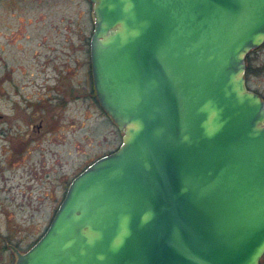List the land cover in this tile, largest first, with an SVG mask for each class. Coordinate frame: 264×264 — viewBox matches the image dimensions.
Wrapping results in <instances>:
<instances>
[{
    "label": "water",
    "instance_id": "1",
    "mask_svg": "<svg viewBox=\"0 0 264 264\" xmlns=\"http://www.w3.org/2000/svg\"><path fill=\"white\" fill-rule=\"evenodd\" d=\"M89 1L92 84L120 143L15 264H258L264 99L245 58L264 0Z\"/></svg>",
    "mask_w": 264,
    "mask_h": 264
},
{
    "label": "rangeland",
    "instance_id": "2",
    "mask_svg": "<svg viewBox=\"0 0 264 264\" xmlns=\"http://www.w3.org/2000/svg\"><path fill=\"white\" fill-rule=\"evenodd\" d=\"M92 30L89 0H0V231L26 236L22 249L45 231L70 180L120 143L89 96ZM249 58L247 86L264 97V43ZM70 83L80 97L61 104ZM45 115L43 132L14 149Z\"/></svg>",
    "mask_w": 264,
    "mask_h": 264
},
{
    "label": "flooded vegetation",
    "instance_id": "3",
    "mask_svg": "<svg viewBox=\"0 0 264 264\" xmlns=\"http://www.w3.org/2000/svg\"><path fill=\"white\" fill-rule=\"evenodd\" d=\"M254 50H256V48L253 49V50H251L250 53L253 52ZM87 55H88L89 61L86 62V65H88V66H86V73L91 75L89 48H88ZM76 71H77V68L73 72H76ZM77 89H78V86L74 85L73 83H70L69 86H68V89H67V90L70 91L69 94H67V95H60V94H58V98H60V97L62 98V101L60 103L61 104L66 103V102L69 103V102L75 100L76 98L80 97V94L79 93H74V91H76ZM258 94L261 96V98L264 99V97L260 93H258ZM89 96L91 97L92 100H94V102H97V98H96V95H95V91H94V88H93V84H92V88L90 87V95ZM45 118H46V115L45 116H39V118H38V120L36 122H30V123H28L27 124L28 125V132H27L28 136H27V138L24 139V140H22V141H20L21 142L20 144L19 143H16V142H13L12 143V147L14 149H16V150H22L23 149L22 144H25L28 140H32L33 141L34 139H36V137L41 132H43L42 128L44 129L45 128V124L48 122V121L45 120ZM14 133H16V132H14ZM32 133H34V134H32ZM3 134H4V131L1 132V135H3ZM110 151H112V150H110ZM110 151H108L107 153H109ZM63 195L64 194H63V191H62L61 192V196H60V200L63 198ZM25 238H26V236L21 237L19 240H17L15 238V236L12 235L10 232L7 231L5 233H2L0 231V264H15L16 257H17L16 256V251H18L20 253H23L28 248H30V246L32 245V244H30L27 248L22 249L21 244L25 240ZM258 264H264V254L259 259Z\"/></svg>",
    "mask_w": 264,
    "mask_h": 264
},
{
    "label": "clouds",
    "instance_id": "4",
    "mask_svg": "<svg viewBox=\"0 0 264 264\" xmlns=\"http://www.w3.org/2000/svg\"><path fill=\"white\" fill-rule=\"evenodd\" d=\"M129 127H135L136 130L139 131L140 128L142 127V125L140 124V122H135V123H133V124H130ZM147 215H148V214H147ZM147 215L145 214V215H142V216H141V225H143L144 223L147 222ZM151 215L154 216V212L151 213ZM90 242H91V241H90Z\"/></svg>",
    "mask_w": 264,
    "mask_h": 264
},
{
    "label": "trees",
    "instance_id": "5",
    "mask_svg": "<svg viewBox=\"0 0 264 264\" xmlns=\"http://www.w3.org/2000/svg\"><path fill=\"white\" fill-rule=\"evenodd\" d=\"M245 61H246L245 77L247 79V77H248V75L250 74V71H251V60L249 58V54L246 56Z\"/></svg>",
    "mask_w": 264,
    "mask_h": 264
}]
</instances>
